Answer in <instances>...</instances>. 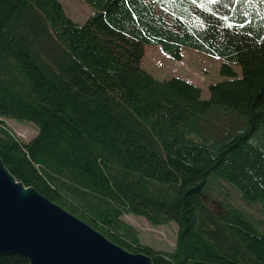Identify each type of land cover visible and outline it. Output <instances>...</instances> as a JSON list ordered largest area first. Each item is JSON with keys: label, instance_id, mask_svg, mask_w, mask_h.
<instances>
[{"label": "trees", "instance_id": "obj_1", "mask_svg": "<svg viewBox=\"0 0 264 264\" xmlns=\"http://www.w3.org/2000/svg\"><path fill=\"white\" fill-rule=\"evenodd\" d=\"M84 1L80 25L58 0H0V117L37 128L24 141L0 120L5 167L153 264H264V219L230 196L264 214V0ZM148 44L210 53L230 77L202 99L140 68ZM124 214L175 221L174 249L140 243Z\"/></svg>", "mask_w": 264, "mask_h": 264}, {"label": "water", "instance_id": "obj_2", "mask_svg": "<svg viewBox=\"0 0 264 264\" xmlns=\"http://www.w3.org/2000/svg\"><path fill=\"white\" fill-rule=\"evenodd\" d=\"M9 254L30 264H153L24 186L0 158V256Z\"/></svg>", "mask_w": 264, "mask_h": 264}, {"label": "rangeland", "instance_id": "obj_3", "mask_svg": "<svg viewBox=\"0 0 264 264\" xmlns=\"http://www.w3.org/2000/svg\"><path fill=\"white\" fill-rule=\"evenodd\" d=\"M66 14L76 23L82 25L94 12V8L84 0H58ZM179 59H173L162 52L158 46L148 44L144 46V53L140 60L141 69L151 74L157 80H168L171 78H181L193 83L200 89L202 99L209 98L210 84L228 79L230 76L222 74V60L210 53L190 47H182ZM235 75H241V66L232 64ZM15 118L0 117L6 126L18 138L28 141L37 133V128L33 122L26 120H14ZM233 194V195H232ZM230 196L242 208L246 209L250 215L264 219V214H259L254 208L248 207L237 197L238 195L230 190ZM211 209L215 210V205L208 202ZM123 219L133 225L137 230L140 243L150 246L155 250L170 252L174 249L177 224L170 220L165 224H152L144 217L124 214Z\"/></svg>", "mask_w": 264, "mask_h": 264}, {"label": "bare ground", "instance_id": "obj_4", "mask_svg": "<svg viewBox=\"0 0 264 264\" xmlns=\"http://www.w3.org/2000/svg\"><path fill=\"white\" fill-rule=\"evenodd\" d=\"M11 119V118H10ZM14 120H16V119H14ZM2 121H4V120H2ZM21 121V120H20ZM23 121V120H22ZM11 131V130H10ZM12 132V131H11ZM13 133V132H12ZM20 139V138H19ZM22 140V139H21ZM24 185V184H23ZM25 186V185H24ZM33 187V186H32ZM221 190V189H220ZM219 192V191H218ZM224 195V194H223ZM228 195V194H227ZM233 195V194H232ZM230 201V200H229ZM242 202H244V201H242ZM245 203V202H244ZM231 205V204H230ZM235 208V207H234ZM241 208V207H240ZM244 210V209H243ZM245 211V210H244ZM246 212V211H245ZM249 212H247V214H248ZM245 214V213H244ZM248 215H250V214H248ZM252 219V218H251ZM250 220V219H249ZM254 221V220H253ZM252 223V222H251ZM260 224V223H259ZM251 227V226H250ZM257 227V226H256ZM252 228V227H251ZM258 228V227H257ZM253 231V230H252ZM260 235V234H259ZM258 235V236H259ZM258 238V237H257ZM29 264H30V262H29Z\"/></svg>", "mask_w": 264, "mask_h": 264}]
</instances>
